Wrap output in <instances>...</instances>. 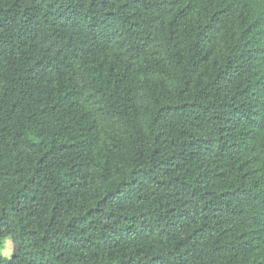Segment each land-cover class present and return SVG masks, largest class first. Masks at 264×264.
<instances>
[{
    "label": "trees",
    "instance_id": "1",
    "mask_svg": "<svg viewBox=\"0 0 264 264\" xmlns=\"http://www.w3.org/2000/svg\"><path fill=\"white\" fill-rule=\"evenodd\" d=\"M0 264H264V0H0Z\"/></svg>",
    "mask_w": 264,
    "mask_h": 264
},
{
    "label": "rangeland",
    "instance_id": "2",
    "mask_svg": "<svg viewBox=\"0 0 264 264\" xmlns=\"http://www.w3.org/2000/svg\"><path fill=\"white\" fill-rule=\"evenodd\" d=\"M13 248L11 240L6 241V254L9 255Z\"/></svg>",
    "mask_w": 264,
    "mask_h": 264
}]
</instances>
